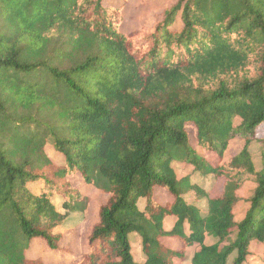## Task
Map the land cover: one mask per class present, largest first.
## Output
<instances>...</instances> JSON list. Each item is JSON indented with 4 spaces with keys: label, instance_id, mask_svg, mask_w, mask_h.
Masks as SVG:
<instances>
[{
    "label": "trees",
    "instance_id": "1",
    "mask_svg": "<svg viewBox=\"0 0 264 264\" xmlns=\"http://www.w3.org/2000/svg\"><path fill=\"white\" fill-rule=\"evenodd\" d=\"M106 1L0 0V264H177L193 245L191 264H245L264 242V0H176L131 33ZM74 177L107 195L82 253L57 230L88 209Z\"/></svg>",
    "mask_w": 264,
    "mask_h": 264
},
{
    "label": "rangeland",
    "instance_id": "2",
    "mask_svg": "<svg viewBox=\"0 0 264 264\" xmlns=\"http://www.w3.org/2000/svg\"><path fill=\"white\" fill-rule=\"evenodd\" d=\"M175 1L176 0H107L105 4L109 6H123L125 18L121 30L126 33H131L143 26L152 27L159 14ZM190 134L192 141L195 143V130L193 127L190 128ZM257 137H264V125H261L258 128ZM243 145L244 140L241 138L232 140L225 152V159L228 160L237 154L242 149ZM250 150L257 169H260L262 146L258 140L251 144ZM47 152L53 161H56L57 163L63 161L62 155L57 153L50 144L47 145ZM201 152L203 151L201 150ZM176 166L179 177L186 175L192 170L191 165L177 163ZM193 180L205 184L207 188H209L212 181L211 178H203L198 173L193 174ZM71 183L90 198L88 209L85 212H70L65 223L59 226L57 230L70 236L71 241L73 242L72 247L74 252L82 253V245L86 241L93 224L97 221L99 207L107 200V195L100 192L98 189L89 187L81 178L74 177L71 179ZM254 188L255 176L246 175L244 185L238 191L240 200L234 210L235 219L237 221H241L245 217V214L250 207V197L253 194ZM160 195L162 199L166 201V196L163 194ZM52 200L58 209L65 212L62 208V198L60 195H54ZM139 205L140 207H143V200L140 201ZM202 208H204V206H202ZM131 236H133V234ZM44 248V241L36 239L33 241L30 254L32 256L40 255L44 253ZM134 249L133 252L134 255H136ZM245 264H264V242L261 243L257 240L251 242L250 254Z\"/></svg>",
    "mask_w": 264,
    "mask_h": 264
},
{
    "label": "crops",
    "instance_id": "3",
    "mask_svg": "<svg viewBox=\"0 0 264 264\" xmlns=\"http://www.w3.org/2000/svg\"><path fill=\"white\" fill-rule=\"evenodd\" d=\"M143 205H144V202H143ZM175 222H176V217H174V216L166 217V219H165V227H166V229H171L173 227V225L175 224ZM131 238H132L133 249L135 248L134 249L135 254H136V255H134L135 256V260L137 262H143L144 261V256H143V253H142V240H141V237L138 234H133V236H131ZM170 241L172 242L173 240H170ZM213 242H214V238L212 236H207L206 243H213ZM198 248H199V245H193V246L188 247L186 249L187 259L185 261H183V262L177 261L176 263L177 264H191V260H192L193 254Z\"/></svg>",
    "mask_w": 264,
    "mask_h": 264
}]
</instances>
